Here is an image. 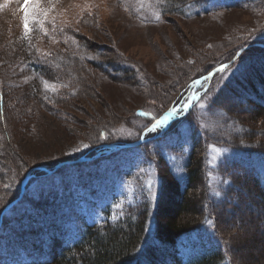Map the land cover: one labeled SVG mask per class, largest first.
<instances>
[{
    "label": "rangeland",
    "instance_id": "374dc122",
    "mask_svg": "<svg viewBox=\"0 0 264 264\" xmlns=\"http://www.w3.org/2000/svg\"><path fill=\"white\" fill-rule=\"evenodd\" d=\"M22 4L23 0H0V161L6 155L15 157L14 164L6 167L5 161L0 166V207L14 196L12 192L29 166L51 165L59 159L75 158L103 139L139 136L146 124L136 115L140 108L163 112L170 103L161 99L167 92L169 95L174 92L172 99L194 76L208 74V67L213 69L228 61L241 47L250 44L251 50L242 53L225 73L217 74L209 90L198 100L195 109L211 123L205 130V137L199 141V149L204 156L208 150L209 162L214 167L216 160L220 164L225 153L232 149L231 145L253 144L264 149V137L254 139L250 136L252 129H264V118L252 121L259 108L244 100L246 95L242 89L235 95L225 90L239 66L248 67L257 53L264 52L252 44L264 40V0H255L247 8L221 10L188 19L182 15H168L167 22L157 24L142 21L117 0H44L42 6L49 12L43 28L53 32L40 33L38 21L41 17L37 14V22L31 24L32 31L28 34L24 31ZM62 28L78 30L82 34L79 37L87 40L91 51L101 54L100 61H106L111 54L120 57L117 62L120 64L101 63L100 67L87 68L91 88L84 89L81 82L75 81L70 91L71 102L63 99L53 107L32 98L29 102H21L15 93L22 95L31 91L37 76L26 69L27 56L37 53V49L49 51L68 47L69 39ZM61 36L62 41L59 40ZM70 40L71 51H81L83 43ZM125 66L134 72L127 76L122 69H117ZM260 66L264 68V61ZM243 133L245 138H241ZM5 147L15 154L5 153ZM149 148L155 150L157 147L152 144ZM197 155L195 153L194 157ZM147 171L138 168L119 185L121 189L116 193H113L115 189L104 185L93 194L95 206L88 215L92 224L116 223L127 202L142 199L138 188L152 198L158 191L160 170L156 166L155 171L154 168ZM235 182L230 178L225 180L221 173L213 179L207 194L223 205V200L229 201V208L220 204L218 208L224 209L221 215L231 234L235 264H264L263 196L255 191L258 188L250 189L248 180L242 176ZM233 192L234 197L230 195ZM215 194H219L218 197ZM171 199H165L162 206L169 213L174 210ZM104 209H110L114 218L106 220ZM160 217L158 221L162 220ZM183 244L186 249L199 248L193 236ZM167 251L174 254L170 247ZM150 262L147 257L142 264ZM158 263L168 264V259H159Z\"/></svg>",
    "mask_w": 264,
    "mask_h": 264
},
{
    "label": "trees",
    "instance_id": "16d2710c",
    "mask_svg": "<svg viewBox=\"0 0 264 264\" xmlns=\"http://www.w3.org/2000/svg\"><path fill=\"white\" fill-rule=\"evenodd\" d=\"M207 2L208 0H153L146 5V7L154 9L152 11L144 10L143 13L146 17L150 18L149 22L153 24L167 22L169 18L168 15H182L184 18L188 19L189 16H203L205 13H202L201 10H203ZM250 5L251 1L245 0L239 3V5L232 7L230 10L235 8H247ZM186 9L195 13L189 15L190 12H186ZM62 32H64L66 35L65 37L69 39L67 41L68 47L56 50L51 48L52 50L49 51L37 49V53L28 55L31 69L37 76L33 79L31 91L27 90L26 93L23 92L22 95L15 93V97H18L21 102L24 103L27 102V100L29 102V99L32 98V100L34 99L40 104L46 103L51 105V107H53L54 103H59L63 99L71 102L73 97L70 96V91L75 81L81 82L83 85H80L82 88L84 87V89L91 88L89 79L90 72L87 68L100 67L101 63L109 64L110 66L111 64H117L120 57L111 54L108 55L106 61H100L99 59L102 57L101 54L98 51H91V48H89L87 44V40L82 41L79 37H82V34L78 30L62 28ZM71 38L79 43H83L81 51L77 53L71 51L69 45L72 44ZM59 40H64L63 36L59 37ZM119 64L120 63L117 65ZM126 64L131 66L129 62ZM117 69L119 71L122 69V72L126 73L127 76L134 72L133 70L127 69L126 66L118 67ZM208 70L209 67L206 72ZM240 76H242V73ZM47 79L52 82H48ZM240 80L241 79H235L234 83L232 80L230 86L225 88V90L235 95V93L239 94L242 89L246 95L244 100L246 102L251 101L255 103L256 107L259 108L258 112L252 117V121H259L264 118V107L248 98V95L252 93L256 95L257 98L264 101V93H259L257 88V86L264 87V78L256 82L248 81L251 86L250 90H245L244 83H242L244 80H242V82H240ZM45 82H47V84ZM9 87L12 86L10 85ZM173 93L169 95V92H167V95L162 96V101H168L169 103L175 98L173 97L171 99ZM34 95L36 96L35 98ZM97 116H99L101 120H104L100 115ZM252 130L250 136L254 137V139L264 137V129L254 128ZM260 133L263 135L260 136ZM6 147L4 148L5 153L15 154V152L12 153L11 149H7ZM259 147H254V150H257ZM202 151V149H199L198 143L194 150L183 159L182 166L184 167V174H180L174 170L173 165L171 166L164 158L158 160L157 163L155 162V166L159 167L160 174H158V191L151 199L144 197L140 204L129 209L127 216L122 218V221L119 223L107 224L98 228L89 229L85 233V237L81 243L75 248L65 250L64 253L59 256L58 260L53 263L130 264L142 253H144V258L150 257L151 261H154L158 259V255L157 251L149 250L152 243L155 241L161 242V247L164 251H167L166 245L177 243L181 235L199 227L208 218L214 221L216 231L223 242L230 245L231 234L227 231L226 221L221 215L224 211L223 207L229 208V201L223 200V205L210 197V194H207L208 186L212 184L214 179L213 175L215 174L214 177L216 178L217 175L223 173L225 180L230 178L234 182L239 180V177L242 176V178L248 180L247 184L250 186V189L252 188V190H254L258 188L255 191L263 196V202L264 184L251 173L224 171L221 165H218L216 169H214L210 163L208 164L205 156L201 154ZM195 153L198 154V157H194ZM14 160L15 157L6 155L5 158L1 159L0 166L1 164H5L3 163L5 161L6 167L10 166L11 163L14 164ZM223 164L226 166L231 165L228 161L223 162ZM161 168H163L162 171ZM173 170L185 177L186 184L173 174ZM236 183L237 182L233 185H236ZM17 185L18 183L14 190H16ZM230 195L233 196L234 192ZM169 197H172L171 200L174 205L172 213H169L165 208L164 210L162 209L164 204L163 201ZM231 203L233 204V202ZM219 204L223 207L218 208ZM230 206L233 207L234 205ZM228 210L230 209L226 211ZM261 213L264 216V213ZM160 215L162 220L160 219L158 221V216L160 217ZM224 232L227 236H225ZM193 261L196 264H220L223 261V257L218 251H215L200 259L193 258Z\"/></svg>",
    "mask_w": 264,
    "mask_h": 264
},
{
    "label": "snow or ice",
    "instance_id": "6c2138e0",
    "mask_svg": "<svg viewBox=\"0 0 264 264\" xmlns=\"http://www.w3.org/2000/svg\"><path fill=\"white\" fill-rule=\"evenodd\" d=\"M43 2L44 0H23L21 11L24 13L23 23L25 34H28L32 31L31 24L37 22V14H39L41 17V19L38 21L41 24V29L46 32V30L43 28V25L46 21L49 9H46L42 6ZM45 83L47 84V82ZM171 115L172 113H168L167 115H164L162 119L156 120L155 123L152 124L151 128L148 129V131L154 132L158 128L162 127L165 122L169 120ZM85 147H87V145H85Z\"/></svg>",
    "mask_w": 264,
    "mask_h": 264
}]
</instances>
